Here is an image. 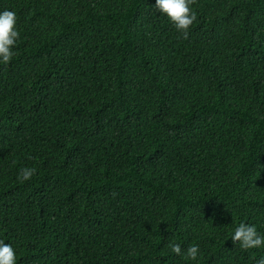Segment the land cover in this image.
Instances as JSON below:
<instances>
[{"label":"trees","instance_id":"1","mask_svg":"<svg viewBox=\"0 0 264 264\" xmlns=\"http://www.w3.org/2000/svg\"><path fill=\"white\" fill-rule=\"evenodd\" d=\"M0 0V239L16 264H255L264 234V0ZM31 179H17L23 168ZM182 252L198 244L196 260Z\"/></svg>","mask_w":264,"mask_h":264},{"label":"clouds","instance_id":"2","mask_svg":"<svg viewBox=\"0 0 264 264\" xmlns=\"http://www.w3.org/2000/svg\"><path fill=\"white\" fill-rule=\"evenodd\" d=\"M193 0H155L154 7L159 13L167 16L174 27L187 34L190 26L197 20L196 12L191 8ZM17 14L14 10L0 11V64H7L14 56V47L20 36L17 24ZM36 172L35 168H23L19 171L17 179L20 182L31 179ZM230 238L232 242L239 243L243 250L264 248V234L257 230L254 224L240 222L234 226ZM171 251L183 255L190 260H196L200 254L198 244H192L183 252L179 243H170ZM0 264H16V251L12 244L0 239ZM255 264H264V255L255 261Z\"/></svg>","mask_w":264,"mask_h":264}]
</instances>
